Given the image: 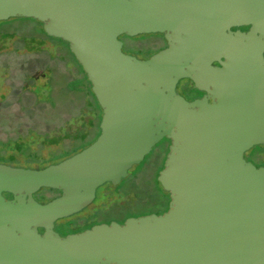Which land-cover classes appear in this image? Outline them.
I'll list each match as a JSON object with an SVG mask.
<instances>
[{"label": "water", "instance_id": "obj_1", "mask_svg": "<svg viewBox=\"0 0 264 264\" xmlns=\"http://www.w3.org/2000/svg\"><path fill=\"white\" fill-rule=\"evenodd\" d=\"M11 17L69 43L103 115L97 139L60 162H0V264H264V165L245 155L264 144V0H0ZM142 33L167 47L124 52L120 36ZM184 78L204 95L180 94ZM164 138L165 213L55 230ZM41 187L62 194L40 203Z\"/></svg>", "mask_w": 264, "mask_h": 264}, {"label": "rangeland", "instance_id": "obj_2", "mask_svg": "<svg viewBox=\"0 0 264 264\" xmlns=\"http://www.w3.org/2000/svg\"><path fill=\"white\" fill-rule=\"evenodd\" d=\"M0 23V160L14 159L26 168H42L68 145L61 140L48 141L40 128L52 123L53 115L70 103L67 98V103L56 108L45 100L50 80L67 72L66 58L59 43L43 33L39 20L11 17ZM121 39L124 52L139 58L152 56L164 44L160 33L123 35ZM89 131L86 135L92 137L95 133ZM165 140L147 153L140 169L141 163L129 170L128 187L117 191L121 181L111 183L110 191L99 187L95 203L72 215L74 227L165 213L171 197L163 187L158 189L157 180L170 150ZM245 155L257 166L264 165V144L255 145Z\"/></svg>", "mask_w": 264, "mask_h": 264}, {"label": "trees", "instance_id": "obj_3", "mask_svg": "<svg viewBox=\"0 0 264 264\" xmlns=\"http://www.w3.org/2000/svg\"><path fill=\"white\" fill-rule=\"evenodd\" d=\"M39 22L43 24L41 21ZM248 28L249 26L242 27V29ZM43 33L59 43L67 62V72L50 80L49 95L45 100L58 108L67 103V98L70 99L66 110L57 111L53 115L54 119L52 123H49L47 127H40L45 130L44 135L48 141L54 139L55 141L61 140L63 143H68V145L53 155L47 164L49 165L52 164L51 162H60L77 153L97 139L101 133L100 123L103 109L92 90V83L87 73L70 50L69 43L62 38L47 35L44 28ZM77 100L78 102L76 103ZM87 129H90L89 134L90 132H94L95 134L92 137L88 134L86 135ZM142 164L138 166V169L141 168ZM47 165H44V167ZM129 179V176L122 178L116 190L119 191L121 188L128 187L130 184ZM110 184L111 182L102 187L106 186L107 190L110 191ZM158 184V189L163 187L159 180Z\"/></svg>", "mask_w": 264, "mask_h": 264}, {"label": "flooded vegetation", "instance_id": "obj_4", "mask_svg": "<svg viewBox=\"0 0 264 264\" xmlns=\"http://www.w3.org/2000/svg\"><path fill=\"white\" fill-rule=\"evenodd\" d=\"M162 34V33H160ZM126 35V34H123ZM121 35V36H123ZM120 36V38H121ZM128 36V35H127ZM132 37V36H131ZM163 40H164V44L163 46L159 49H163L165 47H167V40L164 37V34H162ZM159 50H157L156 52H158ZM149 58V57H147ZM142 59H146V58H142ZM179 88L182 90L181 92H179ZM197 88L194 85V82L189 79V78H184L181 79L177 85V91L182 94L183 96H185L188 100H194L197 97H201L204 95V91H200V90H196ZM169 142L171 144V140L166 138L165 142ZM170 144H168V148H170ZM10 161H1L2 163L5 164H9L12 166H22L21 164L16 163L17 161H15L14 159H8ZM34 168H40V167H34ZM62 194V191L59 189H55V188H51V187H41L39 190H37L36 192H34L32 194V196L34 197L35 200H37L40 203H47L50 200L54 199L55 197L59 196ZM3 195L8 198V199H13L14 195L10 192H3ZM168 210V209H167ZM72 216H68V217H64V218H60L55 222V230L57 232H59V234H61L62 236H67L68 234L71 233H76V232H81L84 231L86 229H88V226H90L89 228H91L92 226H94L95 224H90V225H85L82 228H75L74 227V221L71 219ZM111 221H107L106 223H110ZM120 222V221H118ZM124 223V222H121ZM98 224V223H96ZM39 232L40 233H44V228H39Z\"/></svg>", "mask_w": 264, "mask_h": 264}]
</instances>
